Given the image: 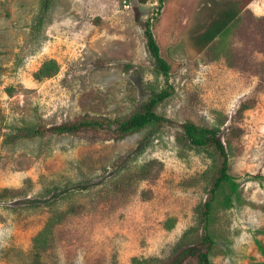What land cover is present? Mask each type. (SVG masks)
Here are the masks:
<instances>
[{
    "label": "rangeland",
    "instance_id": "1",
    "mask_svg": "<svg viewBox=\"0 0 264 264\" xmlns=\"http://www.w3.org/2000/svg\"><path fill=\"white\" fill-rule=\"evenodd\" d=\"M43 1L0 0V264H158L199 235L217 160L178 128L105 144L32 133L123 120L165 89L135 7L170 67L159 114L217 129L229 156L237 187L212 205L211 264H264V0ZM230 4L239 21L197 53Z\"/></svg>",
    "mask_w": 264,
    "mask_h": 264
},
{
    "label": "trees",
    "instance_id": "2",
    "mask_svg": "<svg viewBox=\"0 0 264 264\" xmlns=\"http://www.w3.org/2000/svg\"><path fill=\"white\" fill-rule=\"evenodd\" d=\"M137 4L145 5L152 1L163 0H135ZM251 0H248L250 2ZM52 0L43 1V10L46 11ZM247 2V3H248ZM243 7L238 4H230L217 11L212 21L195 38L194 49L202 53L207 48L218 43V39L239 21ZM135 19L142 28L147 51L157 69L166 78V87L159 93H154L147 101L140 104L138 109L123 120L107 117H90L84 115L73 121L60 123L54 126L39 124L32 130L33 135L40 137L60 136H86L92 144H105L107 142H119L138 133L149 125L155 128H178L177 141L188 148L203 149L211 153L217 160L216 172L213 175L208 197L203 205L201 230L197 238L190 244L175 250L169 257L160 260L158 264H211L210 254L214 247V241L209 233V215L212 205L224 186H228L232 192L236 191V184L230 175V163L227 150L217 129L206 128L190 121L177 122L163 117L158 112V107L172 95V86L168 81L170 67L161 54L160 47L151 29L150 21H139L138 8L135 7ZM47 73L48 70H45ZM248 103L241 104L238 114H242L248 108ZM264 210V208H260ZM264 233V229H263ZM139 264V263H137Z\"/></svg>",
    "mask_w": 264,
    "mask_h": 264
}]
</instances>
